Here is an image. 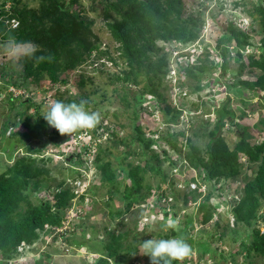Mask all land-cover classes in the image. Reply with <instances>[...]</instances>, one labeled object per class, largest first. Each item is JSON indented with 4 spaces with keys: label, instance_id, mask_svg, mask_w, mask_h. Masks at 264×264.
I'll return each mask as SVG.
<instances>
[{
    "label": "trees",
    "instance_id": "obj_1",
    "mask_svg": "<svg viewBox=\"0 0 264 264\" xmlns=\"http://www.w3.org/2000/svg\"><path fill=\"white\" fill-rule=\"evenodd\" d=\"M73 3L78 1L64 0L61 4L58 0H45L42 8L33 9L20 0L11 6L7 15L2 16V9H0V40L3 42V40L14 39L21 43L30 41L35 43L37 47L35 51H29L27 54L25 52L20 56L24 80L30 77L36 80L39 76L46 74L56 83L64 82L65 78L60 77V74L81 66L93 52L97 58L93 61L95 65L102 66L106 63L120 65L119 70L110 74L108 80L111 83H120L125 89L119 98L132 109L131 122H136L132 129L134 134L129 138L118 136L117 129L104 124L106 114L100 118L93 129L89 130L94 139L103 133H107V137L105 141L97 142L94 146L90 161V165L94 168V175L87 190L93 196H97L100 194L99 189L105 188L101 196L105 205L109 202L114 203V200L122 204V207L118 206L114 210L109 207L108 214L111 218L122 216L130 207L149 200L158 195L159 191L161 195L166 196L167 191L162 185L168 182V176L159 164L151 162V159L160 161V154L153 146L156 143L162 144L160 151L162 159L167 161L170 167H178L181 173L189 174L191 181L206 184V192L203 194L197 188L186 192L176 191L175 179L172 178L170 182V188L173 189L172 197L182 198L184 207L189 200L197 202L198 213L201 215L200 223L205 225L212 221L218 211L213 199L215 197L221 199L222 192L228 191L226 188L228 180H237L245 164L241 159L246 156L247 167L255 164L256 167L251 177L246 176L238 198L232 200L229 207L233 218L232 227L227 224L222 225L223 232L228 230L231 241L237 240L241 227L249 235V241L239 240V249L234 253L230 252L232 256L243 251L250 264H255L252 259L256 255L264 259V139L260 142L255 141L246 133L248 125H244L237 133L234 144L230 146L227 143L222 135V128L224 123H232L235 117L233 110L227 107L229 97H226L217 107L212 104L210 112L207 109L208 113L215 115V119L208 131L209 139L203 145L194 142L185 129H177L172 127L173 125H168L164 129L145 128L138 122L140 107L136 106L142 104L143 99L165 102L162 110L167 114V122L176 124L182 107L187 104L185 99L196 93L197 99L200 100L191 102L190 109L203 112L205 109L202 108H205L206 101L202 99L199 92L208 81L203 83L202 78L209 75L217 65L221 75H226L228 72L235 74L240 84L264 98V0L251 2L248 7L247 0H235L233 2L235 6L242 4L241 10L247 17L249 26L239 29L237 23L226 22L224 27L226 31L219 33L214 47L215 59L210 58L206 46L193 63L187 60L183 66L177 68L184 72L176 82L179 96H181L179 103L172 102L159 91L164 78L170 71V52L160 43L174 41L186 45L193 44L200 36L205 24L202 8L198 10V13L186 14L184 0H92L90 10L96 9L97 6H101L103 10L102 16L110 39L115 43L110 47L102 41L99 34L93 31L91 27L93 20L69 8ZM11 18L17 20L16 27H9L5 22L6 19ZM254 34H259L260 53L257 56L253 50L244 57L241 52L244 47L247 45L255 47L252 40ZM230 39L234 41L237 48L235 58L229 56L230 44L227 46L222 44H228L226 41ZM114 52L118 54L115 55ZM187 55L190 56L189 53L185 56L184 53H180L178 56L182 59ZM231 62L237 64V67L232 69ZM177 63L179 64L180 61ZM246 71L248 74L255 75V79L243 78ZM85 83L84 75L80 74L77 85L83 87ZM5 85L8 86V83L5 82ZM132 87L138 88V96L131 93ZM184 87L189 91L182 95ZM231 87L235 88L236 93H241V89L236 88L233 83ZM128 96L132 97V101ZM53 100L66 104L79 103V100L75 98L62 99V96L53 97ZM41 104V101L35 104L37 108L35 114L26 115L23 111H18V114L22 113L19 121L15 122L11 119L6 121L10 120L13 127L7 137L13 141L14 148L22 149V154L11 165L5 164V168L1 167L3 170L0 172V254L4 260L19 256L18 245L21 241L32 244L40 238L41 233L49 234L53 231L45 229V224L51 227L63 226L66 211L75 196L72 180L75 174H81L78 168L88 162L73 160V157L81 155L80 151H76L75 155L65 161L68 167L59 171L61 177L55 179L51 174L53 169L50 170L45 166L46 161L51 159L37 158L36 154L40 153L37 144L47 142L57 144L64 138L56 129L47 128L48 123L43 118L44 114H39L38 109ZM88 111L93 112L90 109ZM244 114L245 112L242 111L241 117ZM146 117L148 118L147 115ZM261 122L264 124V116ZM207 123L208 121L204 122L203 128ZM8 128L9 125L5 123L0 131L1 137L5 135ZM43 137H45L44 141H42ZM134 141L137 142L138 149L136 147L124 149L128 142ZM113 144H116L118 149L122 148L117 155L113 154L111 148ZM83 150L86 154L89 148L84 146ZM111 156L118 161L116 164L111 160ZM134 156L143 164L126 161ZM174 156H181L185 161H174ZM148 169L159 177V182L154 185L145 177ZM66 178L71 179L70 186L65 184ZM50 179L55 182L54 186L48 184ZM39 187L43 188V194L40 195L39 191L41 198L35 202L31 199V195L36 194ZM48 192L50 195L45 198ZM116 194L117 199H115ZM79 199H84V193ZM176 214L175 206L172 204V210L164 213V222L173 219ZM192 221V215H186L184 224H178L177 228L170 227V235L184 239L191 248L196 244L204 252L211 251L207 240H192L189 236V231L194 226ZM214 226L215 229L222 227L218 220L214 222ZM107 234L104 241L97 242L99 248L93 245L95 244L93 241H97L95 236L92 244L71 237L73 235L71 231L64 232L62 237L66 240V245L84 246L97 253L93 264H130L132 262L130 259L139 252L137 237L134 236L132 244L124 245L126 230H119L116 233L115 230L109 229ZM169 236L165 234L162 238H169ZM1 264L6 263L1 262ZM170 264H176V262L170 261ZM214 264L220 263L215 261Z\"/></svg>",
    "mask_w": 264,
    "mask_h": 264
},
{
    "label": "rangeland",
    "instance_id": "obj_2",
    "mask_svg": "<svg viewBox=\"0 0 264 264\" xmlns=\"http://www.w3.org/2000/svg\"><path fill=\"white\" fill-rule=\"evenodd\" d=\"M20 0H0V9H2V13L7 15L11 6L17 4ZM27 6L33 9L42 8L45 0H23ZM59 3H63L64 0H58ZM78 3H73L69 8L73 11H76L85 16L87 19L93 20L91 25L93 31L99 34L104 43H107L108 46H113L115 43L112 39H110L109 32L106 28L105 20L102 16V8L101 6H97L96 9L90 10V4L92 0H77ZM235 0H184L185 3V12L186 14H191L194 12L198 13V10L202 8L204 10V20L205 24L201 31V35L199 39L194 42L190 47L182 50L185 52H189L190 56L184 57L180 59V63L174 65L173 69H171V73L164 78L162 86L159 88V91L163 96L167 97L174 103H179L181 100V96H179V88L176 84L179 77L175 76L173 73L179 68V66H183L187 60L188 62L193 63L196 59V56L200 53V48L203 49V46L209 50L210 58H216L214 53V47L216 46L217 38L219 37V33L226 31L224 28L226 26V22L232 21L234 23H238L237 27L239 29L246 28L248 24V20L242 12V4L234 5L233 2ZM247 7L250 6L251 2L256 0H247ZM202 3V4H201ZM206 7V8H205ZM246 7V8H247ZM83 8V9H82ZM15 19V18H14ZM11 19H6L5 22L8 26H11ZM17 22V21H16ZM13 27V26H11ZM258 27V26H257ZM112 40V41H111ZM202 40L203 42L199 41ZM253 42L255 43V47L247 45V47L243 48V56L246 57L248 53L254 50L256 55L258 56L260 50H258V42H259V34H254L252 37ZM8 41L0 40V131L7 123L12 126V122L10 120L6 122L8 119L15 120V122L19 121L22 118V113L18 114V111H23V114L32 115L35 114L37 108L35 106L36 103L42 102L39 107V114L45 112L48 109V106L54 102V98L62 96V99L75 98L79 100L86 101V110H91L93 112H99L100 118H102L106 114V118L104 119V124L108 127H114L117 129L118 136H125L129 138L130 135H133V126L136 122H131L133 112L131 107L126 106L123 101L120 100L119 96L124 92V88L120 83H111L108 80V77L113 72L119 70L120 65H113L112 63H106L104 65H95L93 64L96 56H94V52L88 59L74 69H70L67 73L60 74V77L65 78L64 82H54L52 81L46 74L45 76H39L36 80L23 79L22 72V64L20 63V56L25 53L26 49L29 51H35L36 45L32 41L28 43H21L23 45L21 49V53L13 58L9 56L4 51V45ZM227 43H222L223 45H229L230 57L235 56L236 47L234 41L230 39L227 40ZM230 42V43H229ZM169 44V43H168ZM194 48H198L195 50ZM191 51V52H190ZM115 55L118 53L114 52ZM232 58V57H231ZM97 59V58H96ZM177 59L170 58L169 62H174ZM233 60V59H230ZM219 61V60H217ZM232 63V62H231ZM232 69L237 67V64H231ZM183 69V67H181ZM234 71V70H232ZM3 72V74H2ZM180 74H184L183 70L179 71ZM235 72V71H234ZM244 73V72H243ZM80 74L85 77V85L83 87H79L77 82L80 78ZM245 79L254 80L255 75L248 74L247 71L242 76ZM181 78V77H180ZM241 78V77H239ZM239 79L236 78V75L228 72L226 75H221V71L219 65L215 69H213L209 75L202 78V82H206L203 86V89L200 90L199 95H201L202 99L206 101V106L203 112L202 111H192L190 109L191 102H195L200 100L197 99L196 93L190 95L188 99H185V104L179 116L178 123L170 124L167 122V114L162 110L165 102H158L156 100H144L140 105H136L140 107L139 109V118L138 122L142 123L143 126L150 128H158L164 129L168 125H173L174 128L185 129L186 133L189 136H192V140L199 145H203L209 139L208 131L211 129V126L214 122L215 115L212 113H208L211 111V106L217 107L222 101L229 97L227 107L233 110L235 113V117L232 120V123H224L222 128V135L226 139L227 143L232 146L234 142L237 140V133L241 131L244 125H248V129L246 133H248L255 141H262L264 139V124L261 122L264 116V98L259 94L252 92L249 88L240 84L238 82ZM5 82L8 83V86L5 85ZM233 85L236 88L241 89V93H236L235 88L231 87ZM143 84V83H142ZM231 87V89H230ZM130 89V88H129ZM130 90L131 93L135 96H138V88L132 87ZM182 95L189 91L188 88L184 87L182 89ZM212 94L211 96H209ZM130 96H128L129 98ZM61 98V97H60ZM132 101V97L129 98ZM209 99V100H208ZM207 101H213L208 102ZM23 103V104H22ZM26 107L28 109L26 110ZM208 109V111H207ZM242 111L245 114L241 117ZM148 116V118L146 117ZM146 117V118H144ZM205 121L208 123L204 126ZM50 129V126H47ZM52 128V127H51ZM261 129V130H260ZM89 130V129H87ZM9 131V129H8ZM8 131L4 136H0V172L1 167L5 168V164L11 165L14 160L22 154V149L14 151L17 149L14 148L13 141L7 137ZM75 133V132H74ZM72 133L71 136H64L63 139L59 140L56 143L47 142L46 144H37V149L40 150L39 154H36L38 159L50 158L51 160L46 161L45 166L48 169H53L51 174L54 175L55 179L61 177L60 170L68 167V164L65 161H68L70 157L75 155L76 151H80L81 155L79 157H73V160L77 161H89L88 163H84L79 167L81 172L80 175H74L75 181L72 182V186L77 187V179H82V177L86 178V181L90 179L92 181V176L94 175V168L90 165V161L92 159L89 153H84V144L81 145V142L78 144H74L73 142L76 140L75 135ZM43 137L42 141H44ZM65 139V140H64ZM84 140V139H83ZM89 138L86 137L85 142L88 143ZM105 140H102L103 142ZM128 142L126 148L136 147L138 149L137 142ZM92 144V143H91ZM85 146L88 147V144ZM154 149L156 152L160 154V161H156L155 159H151V162L159 164L162 168V171L168 176L165 184L162 185L167 191V195H171L173 189L170 188L171 179H175V189L176 191H182L178 188V172L176 168L173 166H169L168 162L162 159L161 149L163 147L162 144H154ZM113 154L117 155L120 151L116 144L111 146ZM91 154V153H90ZM71 155V156H70ZM67 157V158H66ZM175 158V157H174ZM111 160L113 163H117L116 158L111 156ZM177 161H182V158L176 157ZM126 161H131L133 164L140 163L143 164L142 161H138L137 157H130ZM78 167V165L76 166ZM256 164L251 167H247V163L244 164L241 174L238 176L237 180H228L227 190L222 192V200L215 197L213 199V203L215 206H218V211L215 214L216 216L212 219V221L208 224L202 225L200 223V214L197 211L196 206L193 204L190 207L184 208V203L182 198L173 199L175 210H177L176 217L172 220L164 222L162 219V214L160 210L163 212V209L157 208L152 209L153 211H158L155 215L156 218L152 220V222L146 226H143L141 221L145 222L146 217L150 214L151 201L147 202L144 207L140 206L142 203L137 205H133L129 210L123 213L120 217L111 218L109 216V207L114 210L116 207H122V204L118 203L117 200H114V203H110L105 205L103 200L101 199L102 191L105 188L99 189V195H97L98 199L91 206L88 203L87 199L78 200L79 198L75 197L72 199V206L69 209V217L64 222V226L68 227L67 229L71 231L73 234L71 237H75L79 241H85V243L92 244V240L96 237L97 241L94 240L93 244L95 248H99V243L105 240V237L108 236L107 231L109 229H114L115 232L118 230L127 231V236L124 239V245H129L133 243L134 236H137L138 241V253H135L130 259L132 262L130 264H150V259L148 256L142 255L143 250L141 248V242L147 239L155 238V239H170L174 238V236L170 235V221H175L176 225L174 228H177L178 224H184L186 215H192L193 218V229L189 231V236L192 240H207L209 242L211 251L204 252L202 249L198 248L195 245L192 247L191 255L183 261V264H214L215 261H219L220 264H250L249 259L244 256V252L240 251L236 253L234 256L230 254L234 253L239 249V240L243 239L245 241H249V235H247L244 231V228H240L239 234L236 241H231L230 236L227 232H223L222 225H228L232 227V221L230 216V212L227 211L228 202L231 205L232 198L238 197L241 191L242 184L244 183L246 176L251 177L253 174V170L255 169ZM189 174H187L188 176ZM80 176V177H79ZM121 177V175H119ZM146 179L150 181L153 185L156 182H159V177L153 171L149 170L145 173ZM67 185L70 186L71 179L66 178ZM58 181V180H56ZM177 182V183H176ZM218 184L220 182H217ZM49 185L54 186L55 182L50 179L48 182ZM86 187V184L83 185ZM186 190V189H185ZM183 190V191H185ZM33 191V190H32ZM31 191V192H32ZM39 191L42 195L43 188L39 187L38 192L36 194L31 195V199L33 201H38L40 197ZM88 191V190H87ZM186 192V191H185ZM80 193V191H79ZM37 195V197L35 196ZM49 192L45 194V198L49 197ZM90 199V202H94V197L88 192L86 194ZM175 196V194L173 193ZM106 198V197H105ZM118 198L116 194L115 199ZM106 199H104L105 201ZM152 203H155V200H152ZM156 204V203H155ZM108 207V208H107ZM79 209V210H78ZM262 209V208H261ZM264 209V208H263ZM185 213V215H183ZM184 217H183V216ZM148 220H150L148 218ZM218 220L222 227L215 229L214 222ZM150 222V221H149ZM73 230V231H72ZM223 232V233H222ZM167 234L169 238H162ZM95 236V237H94ZM70 237V238H71ZM66 240L59 239L58 237L46 234L44 232L41 235V238L37 240L32 248L33 260L30 261L31 264H93L97 253L92 252L89 248H84V246H74V245H65ZM189 244V243H188ZM190 245V244H189ZM234 260V261H233ZM253 262L255 264H264V259L259 256L253 257ZM18 261L21 259L15 260L13 264H19Z\"/></svg>",
    "mask_w": 264,
    "mask_h": 264
},
{
    "label": "clouds",
    "instance_id": "obj_3",
    "mask_svg": "<svg viewBox=\"0 0 264 264\" xmlns=\"http://www.w3.org/2000/svg\"><path fill=\"white\" fill-rule=\"evenodd\" d=\"M237 25H238V23H237ZM247 26H249V21H248ZM199 37H198V39H199ZM199 41L203 42L202 40H199ZM168 43L169 42H165L164 41V42H161L160 44H161V46L164 49H166V50L168 49V51L170 52L169 59L170 58L177 59L174 62H169V67H170L169 74H170L171 73V69H173L175 63L178 64L177 61H180V59H181L178 55L180 53H184V56H185L186 53H189V52H185V51H182V50H183V48L185 46H190L191 44L190 45H186V44H182V43H178V42H174V41L173 42H170L169 44ZM3 47H4V51L6 52V54H8L9 56H12L13 58H15L16 56H18L21 53V49H22L23 45L20 44V43H18V42H16L13 39V40H9ZM203 48H204V46H203ZM194 49L197 50L198 48L197 49L194 48ZM174 50H178L179 52H177L176 54H174L173 53ZM202 50L203 49L200 48V52ZM25 51H26V54H27L28 53V50L26 49ZM241 52L243 53V49L241 50ZM229 56H230V54H229ZM235 57H236V54H235L234 58ZM180 73L181 72H179V70L177 69L173 73V75H175V76L178 75V77L180 78L181 75H182ZM85 105H86V101H84V100H81L79 103L72 102V103H67V104L64 103V102H62V101H54V102H52L48 106V109L45 112V114L43 115V118L48 123V125L50 127L54 128V129H56L60 135H62V136L63 135L71 136L72 133H74V132H76L78 130H83V129H89L90 130V129H93L99 123V121H100V114H99V112H89L88 110H86ZM19 149L20 148L16 149L15 151H17ZM243 157H246V156H243ZM247 160H248V158H247ZM243 162L244 163H247V165H248V161H243ZM197 183H198V186L201 185V184L205 185V192H206V188H207L206 184L199 183V182H197ZM88 192L89 191H87V190L85 191V193H84V199H87L88 200V203H90L91 206H92L96 202V200L98 199V197L97 196H93L89 192L95 198L94 199V202H90L89 201L90 198L86 195ZM74 194H75L74 198L75 197L79 198L80 195H81L80 194L79 196H77L75 192H74ZM159 195H160V193H158V195H156V196H153L149 200H146L145 202H141L142 204L140 206H143L144 207V205L147 202H149V201L152 202V200H155V202H157L158 199H159ZM229 197L232 198V199L238 198V197H233V196H229ZM84 199H82V200H84ZM78 200H80V199H78ZM221 200H222V198H221ZM157 203H159V201ZM172 204L174 205V202H172L171 205L169 206L170 207V210H165V206L160 205L161 206L160 209H163V212L160 210V213H163L162 214V219L164 218L165 211H171L172 210ZM71 206H72V204H71ZM71 206L66 211V218L64 219V222L69 217L68 210L71 208ZM187 206L190 207L188 204L186 205V207ZM194 206H196L197 211H198L197 202H195V205ZM230 206L231 205L228 202L227 211H229V207ZM216 207L218 208V206H216ZM148 208H151L150 214L148 215V217H146L147 219H146L145 222L141 221V223L143 224V226H146V225L150 224L152 222V220L154 218H156L155 215L158 212V211L151 212L152 209H157L156 204H155V206L150 205V206H148ZM175 211L177 213V210H175ZM229 214H230L229 217L231 218L230 221H232V219H233L232 218V215H231V213H229ZM114 217H120V216H114ZM148 218L150 220H148ZM163 221H164V219H163ZM64 222H63V226L62 227L61 226H56V227L50 228L51 226H49L47 224L49 226V228H46L45 225H44V228L45 229H51V230H53L52 232L51 231L49 232L50 235H52V236L53 235L54 236L57 235V237L59 239H63L62 234L64 232H66V231H69L67 229L68 227H65L64 226ZM175 225H176V222L175 221H170L169 222V226L170 227H173L174 228ZM53 228H62V231L54 232V229ZM46 233H48V232H46ZM42 234L43 233L40 234V238H41V235ZM35 242H33L32 244H28L25 241H21L20 244L18 245V248H19V246H21L22 243H23V245H22V250H19L18 249V251L20 253L18 257H15V258H12V259H7V260L5 259L4 260L2 258V256H1V254H0V264H1V262H4L6 264H13V262H15V260H17L19 258L21 259V261H18L19 264H31L30 261H32L33 258H34L33 257V254H32L33 253L32 252V248H33ZM141 248L143 250L142 255H145V256H148L149 257L150 264H170V261H175L176 264H183V261L185 259H187L191 255V253H192L191 246L184 239H182V238H170V239H155V238H151V239H147V240L142 241L141 242ZM2 260H4V261H2Z\"/></svg>",
    "mask_w": 264,
    "mask_h": 264
},
{
    "label": "built area",
    "instance_id": "obj_4",
    "mask_svg": "<svg viewBox=\"0 0 264 264\" xmlns=\"http://www.w3.org/2000/svg\"><path fill=\"white\" fill-rule=\"evenodd\" d=\"M17 20H15V19H12V21H11V26H13V27H16L17 26V24H18V22H16ZM192 45V44H191ZM188 47H190V46H185L184 48H183V50L184 49H186V48H188ZM177 52H179L178 50H174V54H176ZM13 127L12 126H10L9 127V131L12 129ZM8 131V132H9ZM74 134H77V135H75V138H76V140L73 142L75 145L76 144H78L79 142H81V145L83 144V142H84V144L82 145V146H85L86 144H88V148H89V150H88V153H89V155H91V157H92V153H93V151H94V146H95V144L97 143V142H100V141H102V140H106V137H107V133H103V134H101V136H99V137H97V138H95L94 139V136H93V134L89 131V130H87V129H85V130H82V131H76ZM86 137H88L89 138V141H88V143H86L85 142V139H86ZM84 139V140H83ZM65 140V139H64ZM92 143V144H91ZM91 153V154H90ZM175 157V158H174ZM173 157V159H174V161H177L176 160V156H174ZM179 157H181V156H177V158H179ZM182 158V161H185L184 160V158L183 157H181ZM242 161H247V158L246 157H242ZM89 162V161H88ZM87 162V163H88ZM174 168H176V171L178 172V177L180 178L179 179V182H178V188H179V190H185V191H188V190H190V189H195V188H197L198 189V191H202V193H204L205 192V185H203V184H201V185H199L198 186V183L197 182H194V181H191L190 179H189V177L185 174V172H183V173H181L180 171H179V168L178 167H174ZM187 178H186V177ZM80 177V176H79ZM77 178V177H76ZM75 178V179H76ZM186 178V179H185ZM75 179L73 180V181H75ZM72 181V182H73ZM77 181V187H75V193H76V195L77 196H79L80 194H82V193H85V191L88 189V186H89V182H90V179L88 180V181H86V178L84 177H82V179H77L76 180ZM187 182V183H186ZM177 183V182H176ZM84 184H86V187H83V185ZM79 191H80V193H79ZM159 193H160V191H159ZM159 201V203H157ZM158 201L157 202H155L156 203V207L157 208H161V206L160 205H162V206H165V210H170V205H171V203L173 202V197L171 196V195H166V196H164V195H161V193H160V195H159V199H158ZM155 203H152L151 202V204L150 205H153V206H155ZM187 204L189 205V206H191L192 204L193 205H195V202H193V201H191V200H189L188 202H187ZM79 210V209H78ZM69 211V210H68ZM68 215H69V213H68ZM45 227L46 228H49V226L47 225V224H45ZM50 228H52V227H50ZM54 229V232H58V231H62V228H53ZM22 245H23V243L21 244V246H19V250H22ZM27 246V245H26Z\"/></svg>",
    "mask_w": 264,
    "mask_h": 264
}]
</instances>
